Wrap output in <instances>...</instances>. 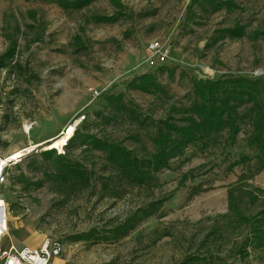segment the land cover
I'll return each mask as SVG.
<instances>
[{
	"label": "rangeland",
	"instance_id": "374dc122",
	"mask_svg": "<svg viewBox=\"0 0 264 264\" xmlns=\"http://www.w3.org/2000/svg\"><path fill=\"white\" fill-rule=\"evenodd\" d=\"M104 16L113 20L95 21ZM153 42L166 45V61L152 59ZM13 45L14 59L0 62V156L31 153L8 171L11 241L58 240L63 264H264V247L238 255L248 229L237 231L228 212L231 190L264 191L248 144L262 95L238 109L235 143L223 132L188 145L142 185L91 147L122 146L146 169L164 123L189 125L196 82L243 78L264 91V0H96L78 10L0 0V59ZM76 124L63 153L44 155ZM66 162L89 181L64 175ZM256 196L242 205L247 217L262 207ZM131 222L127 237L106 239Z\"/></svg>",
	"mask_w": 264,
	"mask_h": 264
},
{
	"label": "trees",
	"instance_id": "16d2710c",
	"mask_svg": "<svg viewBox=\"0 0 264 264\" xmlns=\"http://www.w3.org/2000/svg\"><path fill=\"white\" fill-rule=\"evenodd\" d=\"M39 1L47 4H57L64 9L78 10L96 0H86L87 4L85 5L82 4L84 0H68L66 3L62 0ZM112 20L113 18L105 16L95 19L97 23L103 24H107ZM15 54L16 45H13L6 52L3 59H0V62H2L1 67H5L6 65L3 64L4 60H13ZM258 85V83L243 78L228 81L196 82L195 89L198 95H200V100L188 111L191 115L187 120L189 125L179 128V126L172 124L174 123L172 120L164 123L163 129H159L156 137L153 139L157 151L146 161V169L142 168V163L134 157L133 153L125 150L122 146L100 144V141L95 142L91 136H88L90 138L88 142L92 143L94 141L95 144L91 146L92 149L103 151L106 154L107 161L112 163L127 180L140 185L148 183L153 179L151 175L152 171L158 173L161 169L169 167L168 161L174 155L181 153L184 147L188 145H205L207 141H212L216 135H220L223 132L228 134L227 140L230 143H235L240 133L239 122L242 118L239 115L238 109L250 102L256 105L259 96L262 95L264 97L263 89H261V92H256L255 86ZM253 114V130L248 138V144L256 153V171L253 174L255 175L264 171V104L263 106L256 105ZM88 142L82 144V146L88 148ZM44 153L47 156L49 151H45ZM60 158L65 160L63 157ZM66 164L69 167L67 166L63 169L64 175L70 173L75 176L77 181L85 183L89 181L87 173L81 166H72L68 162ZM251 178L252 176L249 179ZM257 192L261 193L264 198L263 190L250 187L237 189V191L231 190L228 194V212L229 214H233L231 216L233 219H231L232 223L236 225L235 229L237 231L241 230V228L248 229L246 236L243 238L242 247L238 250V255L243 258L249 256L248 248L250 245L256 249L264 247V202L260 211L255 215H251V217H247L241 209L243 204L250 206L251 200H257ZM142 213L146 214V216L148 215L147 212ZM136 217H140V214L139 216L136 215ZM131 225V227H122L121 230L117 229L110 232L109 235L112 236H107L108 238L106 237V239L117 241L120 238L127 237L136 228V224L132 223ZM94 233H96V230H93L91 234ZM101 237L100 235L98 236V241H100ZM89 238V234L83 235L76 237L75 241L85 242Z\"/></svg>",
	"mask_w": 264,
	"mask_h": 264
},
{
	"label": "built area",
	"instance_id": "2783aa9c",
	"mask_svg": "<svg viewBox=\"0 0 264 264\" xmlns=\"http://www.w3.org/2000/svg\"><path fill=\"white\" fill-rule=\"evenodd\" d=\"M166 49V45L164 47L158 42L149 46L152 59L161 61L168 59L169 51ZM95 95L99 94L95 92ZM70 129L71 127L67 128V132ZM20 151L22 155L19 158L12 155L0 156V264H54L55 259L60 258L64 252V246L58 240L46 239L38 249L18 247L11 241L6 198L8 171L31 153L28 148Z\"/></svg>",
	"mask_w": 264,
	"mask_h": 264
},
{
	"label": "bare ground",
	"instance_id": "6f19581e",
	"mask_svg": "<svg viewBox=\"0 0 264 264\" xmlns=\"http://www.w3.org/2000/svg\"><path fill=\"white\" fill-rule=\"evenodd\" d=\"M76 126H77V124L74 126H71V129L69 130V132H67V129H66L64 135H62L58 139L52 141L49 146L44 148V151L58 150L60 153H63L64 147L74 137ZM21 155H22L21 151L20 152L18 151L12 156H15L14 158H19V157H21Z\"/></svg>",
	"mask_w": 264,
	"mask_h": 264
},
{
	"label": "crops",
	"instance_id": "0c3cea01",
	"mask_svg": "<svg viewBox=\"0 0 264 264\" xmlns=\"http://www.w3.org/2000/svg\"><path fill=\"white\" fill-rule=\"evenodd\" d=\"M45 142V141H44ZM43 143V142H42ZM37 145H41V143H36ZM14 242V241H13ZM18 247H27V246H24V245H19V244H17L16 242H14ZM35 249H38V248H35ZM60 260H65V259H61V258H57V259H55V261H54V264H63V262L62 261H60Z\"/></svg>",
	"mask_w": 264,
	"mask_h": 264
}]
</instances>
